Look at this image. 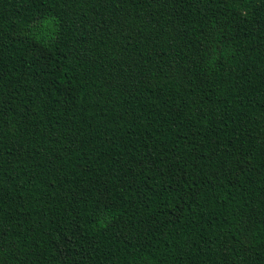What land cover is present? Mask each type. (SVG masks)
<instances>
[{"label":"trees","instance_id":"obj_1","mask_svg":"<svg viewBox=\"0 0 264 264\" xmlns=\"http://www.w3.org/2000/svg\"><path fill=\"white\" fill-rule=\"evenodd\" d=\"M0 264H264V0H0Z\"/></svg>","mask_w":264,"mask_h":264}]
</instances>
